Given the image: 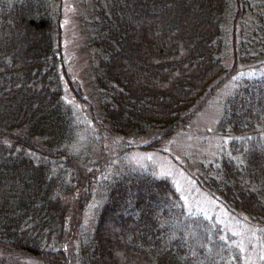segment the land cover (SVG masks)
I'll return each mask as SVG.
<instances>
[{
  "label": "trees",
  "instance_id": "obj_1",
  "mask_svg": "<svg viewBox=\"0 0 264 264\" xmlns=\"http://www.w3.org/2000/svg\"><path fill=\"white\" fill-rule=\"evenodd\" d=\"M78 4L95 101L83 132L63 96L66 84L84 100L62 57L63 0H0V264H240L233 235L187 210L168 176L102 167L103 137L160 150L203 94L264 64V0ZM214 131L224 140L196 160V183L264 224V73L234 81Z\"/></svg>",
  "mask_w": 264,
  "mask_h": 264
},
{
  "label": "rangeland",
  "instance_id": "obj_2",
  "mask_svg": "<svg viewBox=\"0 0 264 264\" xmlns=\"http://www.w3.org/2000/svg\"><path fill=\"white\" fill-rule=\"evenodd\" d=\"M78 1L63 0L61 44L66 69L76 85L81 88L80 92L84 100L76 99L66 84L63 85V95L75 107L77 117L81 122L80 129L83 132L90 123L89 104L95 105V101H93L92 93L89 92L86 76L90 63L82 46L83 37L77 21V13L82 9ZM226 63L229 66L230 61ZM240 73L245 75L241 76ZM248 73H254V75L264 73V64L256 67L243 64L213 94L210 96L203 94L190 121L162 141L161 151L140 148H130L122 152L119 150L118 161L113 159L111 162H115L113 165L124 162L136 163L151 168L157 175L168 176L181 195L187 210L214 217L228 232L233 234L241 250L240 264H264V226H262L264 224L247 222L244 214L242 216L228 212L219 200L198 186L192 175L196 160L210 159L224 140L214 131L222 102L234 87V81L238 78L249 77ZM236 77L237 79H234ZM129 140L130 138L112 140L103 137V150L106 157L109 155L108 159H111L118 147ZM108 159L101 160V166L107 170L110 166ZM96 205L97 201L94 200L85 208L83 215L85 223L93 218ZM4 262L5 264H37L35 260L23 257L5 258Z\"/></svg>",
  "mask_w": 264,
  "mask_h": 264
},
{
  "label": "snow or ice",
  "instance_id": "obj_3",
  "mask_svg": "<svg viewBox=\"0 0 264 264\" xmlns=\"http://www.w3.org/2000/svg\"><path fill=\"white\" fill-rule=\"evenodd\" d=\"M239 75L243 76V75H245V74H244V73H240ZM247 75L251 76V75H254V73H248ZM234 79H235V78H234ZM149 158H151V157H149Z\"/></svg>",
  "mask_w": 264,
  "mask_h": 264
}]
</instances>
